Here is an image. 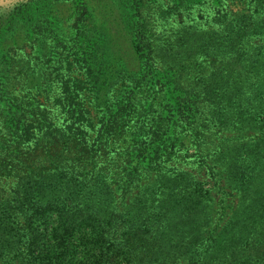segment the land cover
Returning a JSON list of instances; mask_svg holds the SVG:
<instances>
[{"label":"trees","instance_id":"16d2710c","mask_svg":"<svg viewBox=\"0 0 264 264\" xmlns=\"http://www.w3.org/2000/svg\"><path fill=\"white\" fill-rule=\"evenodd\" d=\"M47 1L0 0V175L17 179L0 202V255L10 264H168L164 253L185 264H264V0L235 13L223 0H109L98 32L80 18L69 35ZM208 2L210 29L196 18L171 23ZM74 3L89 11L87 0ZM17 29L30 51L15 50ZM121 35L138 54L133 65L111 56ZM100 49L108 65L84 68L129 78L132 97L99 103L68 77ZM187 134L197 150L211 139L237 196L222 228L225 199L213 210L190 174L166 169ZM143 177L120 210L110 182L124 197Z\"/></svg>","mask_w":264,"mask_h":264},{"label":"rangeland","instance_id":"374dc122","mask_svg":"<svg viewBox=\"0 0 264 264\" xmlns=\"http://www.w3.org/2000/svg\"><path fill=\"white\" fill-rule=\"evenodd\" d=\"M61 2L57 6L52 7L51 0L47 1L48 7L47 10H49V13L56 18H59V27L62 26L63 30H60V32L64 33L65 35H69L71 32L75 31V28L73 26L74 21H78V19H84L86 25L92 30L93 33L98 32L96 27L97 24L101 20V10L104 8L109 7V0H87V3L89 5L88 12L82 13V7L79 4H75L74 0ZM46 3V4H47ZM224 7H227L229 11L232 12H244L247 8L246 0H223ZM105 12V10H104ZM190 12H194L193 14H189L186 18V15H184L185 18H172L171 23L173 26H176L179 24V22L185 23L189 22V18H196V27L198 30H208L212 26V20L211 17L213 16L215 10L214 7L211 5L210 2L202 6V9H193ZM106 13V12H105ZM57 25V24H56ZM55 25V26H56ZM25 30L17 29L18 35L16 36V40L18 41V49L15 50H26L27 52L30 51V47L25 46L26 39L25 37ZM99 37V36H98ZM10 38V34H8V37ZM118 46L120 47V51L115 52L111 55L114 60L120 61V63H123L122 58H126L128 55H131L130 58L132 61H136L135 56L137 53L132 47L129 45L130 40L127 36H118ZM14 42V41H13ZM12 43V42H11ZM8 44V43H7ZM12 45V44H10ZM102 45V44H101ZM103 46V45H102ZM138 55V54H137ZM52 56V55H51ZM50 56V57H51ZM107 53L104 52V50H92V56L88 58V60L81 62L80 69H75L73 66L68 67L69 76L71 79L76 80L74 82L75 84H79V87H85L86 90L83 91L86 95V97H93L97 102L101 103L103 101H107V99H113V100H119L124 97H132L133 96V87H135V84L133 82L121 80L119 81V76L116 72H114V69L112 70H102V71H91L89 69L84 68L85 66L92 67L93 65L96 67V65L102 64L103 66L108 65L103 60H100L102 58H107ZM50 59H57V58H50ZM49 56L48 54H45V60L48 63ZM70 59L71 56H70ZM259 83L264 82V76L258 81ZM89 90V91H88ZM90 92V93H89ZM63 93V92H62ZM88 95V96H87ZM41 96V95H40ZM41 99H43V96H41ZM87 101V100H86ZM91 109V107H90ZM53 111H55L53 109ZM59 111V110H58ZM57 112V111H56ZM90 115L93 117L95 115L94 111L91 110ZM57 121H61L60 118H55ZM190 132V131H186ZM204 135H208V132L206 130H203ZM92 136L90 137V140H92L95 135L92 133ZM256 133L249 132V135H255ZM204 137V136H201ZM205 138V137H204ZM207 144H202V148H205V146L208 147V151L204 149H196V146L194 144V139L190 134H187L184 137V142L180 146L179 151L182 153V157H178L175 160H171L169 162H166V169L169 171H184L192 176V178L197 182V184L207 189L212 197L211 204L213 205V210H216V202L219 199V197H223L225 199V205H227V214L223 216L222 220L218 223L219 227H224V224L227 223V220L230 217V210H229V204H233L236 206L237 204V196L235 195L234 191L229 190L223 181L222 174V165L221 161H217L215 158L217 157L215 150L212 149V142L210 138H205L204 140ZM216 141V140H214ZM205 145V146H204ZM203 151V152H202ZM16 178L11 177H5L0 175V202L8 201L13 196V191L16 186ZM153 178L150 179L152 181ZM144 181H149L148 179L144 178L141 180V183L133 187V189H130L126 192V195L122 197L123 192L121 191L119 184L115 181L110 182V186L112 187L113 191L112 194L114 196L115 202L118 205L119 209L122 210L125 205H127L131 201L132 195L138 191L142 186H144ZM219 186L224 187L226 191L220 190L218 188ZM124 202V204H123ZM217 216L213 215L211 217V222L216 220ZM5 251H8L4 248ZM9 256H4V254L0 255V264H10V260L5 261L6 258ZM163 257H167L169 263L168 264H185L186 259L185 257H175L172 255V253H164ZM218 264V263H217ZM221 264V262H220Z\"/></svg>","mask_w":264,"mask_h":264}]
</instances>
